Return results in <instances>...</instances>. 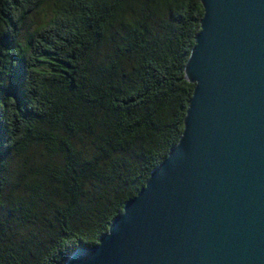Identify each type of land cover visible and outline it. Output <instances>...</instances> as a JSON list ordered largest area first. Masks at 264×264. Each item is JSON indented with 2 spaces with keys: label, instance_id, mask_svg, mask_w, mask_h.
Returning a JSON list of instances; mask_svg holds the SVG:
<instances>
[{
  "label": "trees",
  "instance_id": "16d2710c",
  "mask_svg": "<svg viewBox=\"0 0 264 264\" xmlns=\"http://www.w3.org/2000/svg\"><path fill=\"white\" fill-rule=\"evenodd\" d=\"M200 0H0V264L94 244L178 142Z\"/></svg>",
  "mask_w": 264,
  "mask_h": 264
},
{
  "label": "water",
  "instance_id": "95a60500",
  "mask_svg": "<svg viewBox=\"0 0 264 264\" xmlns=\"http://www.w3.org/2000/svg\"><path fill=\"white\" fill-rule=\"evenodd\" d=\"M183 130L62 264H264V0H200Z\"/></svg>",
  "mask_w": 264,
  "mask_h": 264
}]
</instances>
